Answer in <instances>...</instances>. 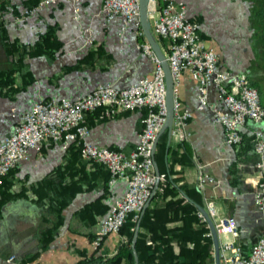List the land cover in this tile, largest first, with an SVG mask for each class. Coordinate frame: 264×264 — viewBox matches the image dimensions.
Instances as JSON below:
<instances>
[{"label": "crops", "instance_id": "obj_1", "mask_svg": "<svg viewBox=\"0 0 264 264\" xmlns=\"http://www.w3.org/2000/svg\"><path fill=\"white\" fill-rule=\"evenodd\" d=\"M27 1L2 0L0 68L11 64L4 40L30 45L52 25L57 44L44 37L43 42L51 48V54L25 56L22 61L27 73L14 82L17 84L24 78L28 82L11 96L0 94V141L35 100L73 99L97 83L108 82L123 87L151 74L153 62L141 45L145 39L142 33V37L137 34L140 27L134 24L135 19L124 23L119 15H114L104 22L100 10L102 0H58L42 8H33L24 19L14 20L13 15ZM180 1L186 15L197 23L205 44L214 49L219 64L228 70L245 73L257 89L264 107V13L257 12L264 11V0ZM150 29L165 54V40L159 38L151 24ZM177 87L182 105L191 110L185 126L190 161L176 160L170 173L181 174L187 183L196 182L199 170L213 177V182H206L200 188L203 202L200 206L211 204L219 215L233 217L236 232L216 231L215 240L219 243L226 238H235L246 253L264 227V221L255 211L252 195L256 154L246 142L254 124L246 121L240 127L241 143H226L222 126L212 121L209 108L195 109L197 90L186 70L180 74ZM208 100L215 101L212 87L208 89ZM142 115L143 109L120 110L110 116L101 115L98 108L87 111L84 113V123L88 127L85 139L128 151L138 140ZM260 125L264 128V120ZM177 141L176 134H167V142L174 144ZM58 164L68 168L65 149L57 142L44 140L39 149H29L27 157L17 161L6 173L7 190L0 184V264H15L32 253H36L35 260L39 264L74 262L79 249H92L90 236L110 203L125 191L124 179L118 177L103 182L101 175L95 173V185L75 193L62 208V222L54 235L40 248L39 233L52 216L45 210L47 200H37L31 185L51 174ZM71 167L75 168V165L72 163ZM233 172L239 173V179L234 182ZM8 193H13L12 197L3 200ZM168 198L171 199L168 207L175 219L167 221L166 225H176L180 222L177 206L189 198L182 191L167 194L165 199ZM94 200L105 204L102 213L83 212L82 209V214H78L81 207ZM193 205L196 208L199 204ZM157 218L162 221L161 215ZM118 239L117 232L107 233L101 240L100 249L112 252ZM211 241L213 243L212 237ZM11 254L13 259L9 261L7 257Z\"/></svg>", "mask_w": 264, "mask_h": 264}, {"label": "built area", "instance_id": "obj_2", "mask_svg": "<svg viewBox=\"0 0 264 264\" xmlns=\"http://www.w3.org/2000/svg\"><path fill=\"white\" fill-rule=\"evenodd\" d=\"M56 1L38 0L33 8H42ZM33 8H22L13 15V19H24ZM100 10L104 22L119 15L124 23L135 19L134 24L136 27L139 25L138 0H102ZM146 12L156 34L168 41L165 58L172 78L170 134H176L179 140L188 135L185 126L191 110L182 105L177 87L180 74L186 70L197 90L195 109L209 108L212 121L222 126L226 143L240 141V127L246 121L254 124L250 131L256 154L252 195L255 211L264 221V128L260 125L264 120V107L259 101L257 89L245 73L228 70L219 64L214 49L201 38L197 23L186 15L182 1L147 0ZM137 34H141L139 28ZM141 45L153 62L149 76L140 77L123 87L108 82L97 83L73 99L35 100L15 121L11 132L0 141V182L17 161L27 157L29 149H39L44 140L57 142L62 149L71 141H78L81 157L105 165L109 179L119 177L125 180L124 193L110 203L98 223L90 241L92 248L99 246L107 233L117 232L127 212L140 210L154 182L151 146L165 116L164 75L146 41ZM210 87L214 90L215 101L208 100ZM96 108L101 109L103 116L113 115L120 110L144 109L138 140L131 149L123 151L85 139L88 127L84 123V113ZM159 179H164L163 173H159ZM206 182H213V177L199 170L196 174L197 186L202 188ZM204 208L216 231L236 232L232 216L219 215L211 204ZM196 213L208 227L202 212L196 209ZM218 258L219 264H264V227L246 253L235 238L219 241ZM12 259V254L7 257L9 261Z\"/></svg>", "mask_w": 264, "mask_h": 264}, {"label": "trees", "instance_id": "obj_3", "mask_svg": "<svg viewBox=\"0 0 264 264\" xmlns=\"http://www.w3.org/2000/svg\"><path fill=\"white\" fill-rule=\"evenodd\" d=\"M37 2L38 0H29L23 8H33ZM1 3L2 0H0V8ZM257 12L264 13L262 10ZM44 37H48L51 43L57 44L52 25L48 26L30 45L17 41H3L5 51L11 58V64L8 67L0 68V94L11 96L28 82L27 78L20 80L17 84L14 82L16 78H23L27 73L22 61L25 56L36 53L51 54V48L43 42ZM159 38L165 40L163 45L167 49V39L161 36ZM242 138L234 145L241 143ZM246 139L247 145L253 149L251 139L249 137ZM79 148L78 141H71L65 148V161L68 163V168H65L63 164H58L51 174L41 178L35 185H31L37 200H47L45 210L52 216V219L47 221V225L39 233L40 248L44 247L54 235L62 222L61 210L75 193L92 188L96 183V180L93 179L95 173L101 175L103 182L109 179L106 166L81 157ZM153 157L158 171L163 173L164 179L158 180L157 186L140 216L138 215L139 211L126 213L117 230L119 239L114 250L112 252L102 250L100 244L89 251L79 249L77 259L69 264H134L131 236L137 219V234L133 245L137 264H214L213 243L209 229L203 221L199 220L193 205V203L203 205L200 188L196 182H185L181 174L170 173L171 165L176 160L189 163L190 150L187 142L185 139L174 144L167 142V131L164 130L156 140ZM72 163L75 168L71 167ZM5 175L0 184L3 185L4 190H7V185L4 184ZM233 176L232 182L239 179L238 172L235 174L233 172ZM178 191L185 193L189 199L177 206L180 222L167 226L166 222L175 219V216L168 207L171 199H165V196ZM12 195L13 193L6 194L3 200L12 197ZM82 209L83 212L102 213L105 210V204L99 200L91 201L81 207L78 214H82ZM158 215H161L162 221L158 220ZM45 219L47 220V217ZM93 236L94 233L90 236V240ZM35 256L36 253H32L15 264H39L35 260Z\"/></svg>", "mask_w": 264, "mask_h": 264}, {"label": "water", "instance_id": "obj_4", "mask_svg": "<svg viewBox=\"0 0 264 264\" xmlns=\"http://www.w3.org/2000/svg\"><path fill=\"white\" fill-rule=\"evenodd\" d=\"M146 10H147V0H138L137 20L139 23L141 33L144 36V39H145L148 47L151 49V51L157 57L159 64L161 65L162 70H163L164 88H165V93H164L165 116H164V121H163L162 125L160 126L159 130L157 131V133L153 139V142H152L151 154H152V164H153V172H154V182L150 188L148 197L146 198V200L144 201L143 205L141 206V208L139 210V213H138L139 216L142 214L144 208L146 207L150 197L152 196V194H153V192L157 186L158 180H159V171H158L156 162H155L154 157H153L156 140H157L159 134L164 130L167 131V134L169 136L171 125H172V78L170 75L168 63H167L166 58H165V54L159 48V45H158L157 41L155 40V38L151 32L150 23H149V20L147 17ZM196 209L200 210L202 212V214L206 217V221L208 224L210 235H211L212 240H213L214 264H219L218 243L215 240L216 230H215V227L213 225V222H212L211 218L207 215L204 207H202L200 205H196ZM137 227H138V219L135 223V226L133 228V233L131 236V247H132V254H133V258H134V264H137V256H136L135 249L133 247L134 241L136 238V234H137Z\"/></svg>", "mask_w": 264, "mask_h": 264}, {"label": "rangeland", "instance_id": "obj_5", "mask_svg": "<svg viewBox=\"0 0 264 264\" xmlns=\"http://www.w3.org/2000/svg\"><path fill=\"white\" fill-rule=\"evenodd\" d=\"M264 15V14H263ZM262 19H264V16H262Z\"/></svg>", "mask_w": 264, "mask_h": 264}]
</instances>
